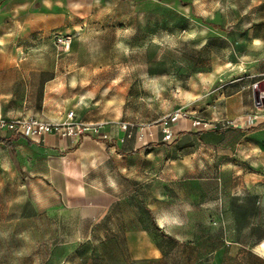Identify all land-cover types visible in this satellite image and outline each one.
<instances>
[{"label": "rangeland", "instance_id": "1", "mask_svg": "<svg viewBox=\"0 0 264 264\" xmlns=\"http://www.w3.org/2000/svg\"><path fill=\"white\" fill-rule=\"evenodd\" d=\"M69 113L142 144L87 174L120 200L54 212L0 143V264H264V0H0V119Z\"/></svg>", "mask_w": 264, "mask_h": 264}, {"label": "crops", "instance_id": "2", "mask_svg": "<svg viewBox=\"0 0 264 264\" xmlns=\"http://www.w3.org/2000/svg\"><path fill=\"white\" fill-rule=\"evenodd\" d=\"M100 133L105 135V128ZM11 136L12 133L4 138ZM97 138L99 136L87 135L72 143L68 139L47 135L42 142L37 143L19 137L12 141L10 149L17 148L23 154L19 158L22 169L30 172L45 190L54 195L55 204L51 206L54 212H80L87 209L101 212L98 219L109 212L120 197L108 180L87 179V174L96 168L92 163H95L101 152L105 153L106 148H116L119 156L129 157L139 153L142 144L135 138L132 146L125 143V149H122L118 143Z\"/></svg>", "mask_w": 264, "mask_h": 264}, {"label": "built area", "instance_id": "3", "mask_svg": "<svg viewBox=\"0 0 264 264\" xmlns=\"http://www.w3.org/2000/svg\"><path fill=\"white\" fill-rule=\"evenodd\" d=\"M178 117V114H173L163 122L162 136L164 141L170 142L173 140L174 136L170 125ZM0 128L19 134L21 137L37 143L42 142L43 138L47 135L68 139L72 143H76L84 136H99L100 134L99 128L92 124L73 121L72 113H69L63 122H47L35 118H27L22 121H5L0 119Z\"/></svg>", "mask_w": 264, "mask_h": 264}, {"label": "trees", "instance_id": "4", "mask_svg": "<svg viewBox=\"0 0 264 264\" xmlns=\"http://www.w3.org/2000/svg\"><path fill=\"white\" fill-rule=\"evenodd\" d=\"M200 132H196V135H199ZM21 137L19 134L12 133V136L9 138H2L0 139V142H2L6 147L11 148L12 147V141ZM153 144H148L146 147L150 148Z\"/></svg>", "mask_w": 264, "mask_h": 264}, {"label": "bare ground", "instance_id": "5", "mask_svg": "<svg viewBox=\"0 0 264 264\" xmlns=\"http://www.w3.org/2000/svg\"><path fill=\"white\" fill-rule=\"evenodd\" d=\"M256 249L264 256V239L257 244Z\"/></svg>", "mask_w": 264, "mask_h": 264}]
</instances>
